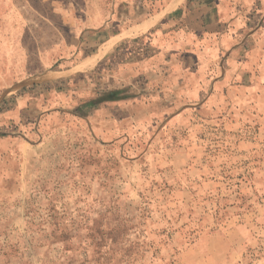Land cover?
<instances>
[{"label": "rangeland", "instance_id": "rangeland-1", "mask_svg": "<svg viewBox=\"0 0 264 264\" xmlns=\"http://www.w3.org/2000/svg\"><path fill=\"white\" fill-rule=\"evenodd\" d=\"M206 1L0 0V264H264V0Z\"/></svg>", "mask_w": 264, "mask_h": 264}, {"label": "crops", "instance_id": "crops-1", "mask_svg": "<svg viewBox=\"0 0 264 264\" xmlns=\"http://www.w3.org/2000/svg\"><path fill=\"white\" fill-rule=\"evenodd\" d=\"M206 2V0H201V4H205L204 6L206 10L200 13L199 16L191 18L188 21L187 26L178 29L180 34H183L184 36L189 35L190 37H193L199 34L200 32L203 33L204 31L208 30V26L213 23L215 12L212 11L215 10L216 5L211 3L212 7H209L207 6L208 4H206ZM202 29L204 30L203 32ZM203 34L208 37L210 33L204 32Z\"/></svg>", "mask_w": 264, "mask_h": 264}, {"label": "trees", "instance_id": "trees-1", "mask_svg": "<svg viewBox=\"0 0 264 264\" xmlns=\"http://www.w3.org/2000/svg\"><path fill=\"white\" fill-rule=\"evenodd\" d=\"M120 92H118L117 90L116 91H112L110 93H108V95H105L101 98H99L97 101H94L92 103H88L86 104L85 106H91L93 104H101L103 102H109V101H118V100H121L120 97ZM1 136H5L4 134H1Z\"/></svg>", "mask_w": 264, "mask_h": 264}]
</instances>
